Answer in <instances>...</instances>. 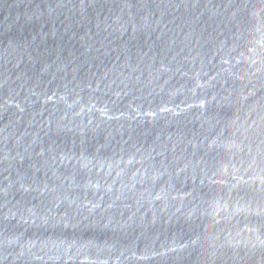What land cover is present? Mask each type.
Instances as JSON below:
<instances>
[{
    "label": "water",
    "instance_id": "95a60500",
    "mask_svg": "<svg viewBox=\"0 0 264 264\" xmlns=\"http://www.w3.org/2000/svg\"><path fill=\"white\" fill-rule=\"evenodd\" d=\"M0 264H264V0H0Z\"/></svg>",
    "mask_w": 264,
    "mask_h": 264
}]
</instances>
